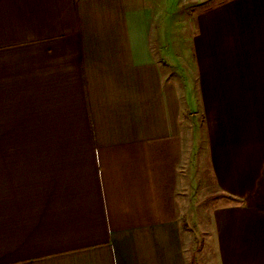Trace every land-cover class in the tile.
Returning a JSON list of instances; mask_svg holds the SVG:
<instances>
[{"label":"crops","instance_id":"1","mask_svg":"<svg viewBox=\"0 0 264 264\" xmlns=\"http://www.w3.org/2000/svg\"><path fill=\"white\" fill-rule=\"evenodd\" d=\"M186 130L210 264H264V0H0V264H192Z\"/></svg>","mask_w":264,"mask_h":264},{"label":"rangeland","instance_id":"2","mask_svg":"<svg viewBox=\"0 0 264 264\" xmlns=\"http://www.w3.org/2000/svg\"><path fill=\"white\" fill-rule=\"evenodd\" d=\"M178 71V67H174ZM218 70V76L219 75ZM176 74L175 70L170 72V75ZM220 79V78H219ZM190 95L187 96V101L190 102ZM196 110H198L196 108ZM204 116L202 113L197 115L196 124L205 125ZM195 122H193L194 124ZM190 124H186L188 127ZM197 136L201 135V131H199ZM203 132V129H202ZM186 138L185 144L181 146L180 153L182 155H188L189 153H195V158H201V161L196 164L197 170L195 171V175L197 176L199 172V177H195L192 174V170L194 167L193 161L183 159L182 162H179L178 166L180 169L186 170L187 178L182 179L179 175L178 177V185L186 186L187 194L184 196L187 198L184 201V212L186 211L187 216L190 217L193 215V207L195 208L196 214V223L194 226H186L187 233L189 235H193V237H187V240L191 243H188V246L191 248V260L192 264H210V211L215 206V204L221 205L225 203L224 194L220 192V183H222L223 179H220L216 172L211 166L209 162V153L206 147V143L203 142L200 146V149L197 147H192L190 143L191 138V130H186ZM203 139L205 140L208 136L203 132ZM198 149V151H197ZM179 152V151H178ZM172 156H176V153L171 152ZM187 158V157H186ZM194 158V159H195ZM184 161V162H183ZM196 161V160H195ZM175 166V163H173ZM171 163L165 161V168L168 169ZM176 165L175 172L178 175V169ZM193 175V176H192ZM197 178V179H196ZM196 183V184H195ZM192 209V210H191ZM179 212L183 213L181 209Z\"/></svg>","mask_w":264,"mask_h":264}]
</instances>
